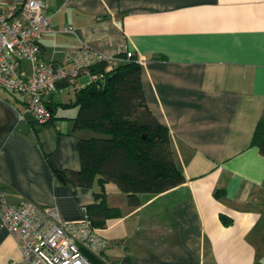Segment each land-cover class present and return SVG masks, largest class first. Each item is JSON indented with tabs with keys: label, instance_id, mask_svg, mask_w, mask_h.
Segmentation results:
<instances>
[{
	"label": "crops",
	"instance_id": "1",
	"mask_svg": "<svg viewBox=\"0 0 264 264\" xmlns=\"http://www.w3.org/2000/svg\"><path fill=\"white\" fill-rule=\"evenodd\" d=\"M42 2L53 27L39 40L45 63L59 64L82 42L109 56L123 44L139 60L145 102L167 127L182 173L162 191H140L134 204L115 181L104 182L108 215L95 227L107 239L105 259L264 264V154L250 144L264 114V0ZM21 68L29 73L27 60ZM89 81H60L45 97L54 107L45 124L30 113L19 121L23 97L0 87V180L11 203L55 205L66 222L94 203L96 180L72 186L63 174L80 168L77 141L92 134L74 126L77 107L69 105ZM20 258L0 222V264Z\"/></svg>",
	"mask_w": 264,
	"mask_h": 264
},
{
	"label": "built area",
	"instance_id": "2",
	"mask_svg": "<svg viewBox=\"0 0 264 264\" xmlns=\"http://www.w3.org/2000/svg\"><path fill=\"white\" fill-rule=\"evenodd\" d=\"M72 31L71 26L63 28ZM53 31L42 0H22L19 3L0 2V87L23 97V110L18 119L30 113L38 124L49 122L52 112L45 97L60 81L72 85L80 75L89 80H100L101 73L92 74L90 66L105 61L125 59L134 54L120 44L115 55L109 56L82 42L77 51L66 52L59 64L45 63L40 58L39 40L45 32ZM29 63V73L21 68ZM81 218L63 221L54 205L21 199L11 203L0 180V222L18 244L21 258L16 264H93L94 257L101 264H112L105 259L102 249L107 244L81 207Z\"/></svg>",
	"mask_w": 264,
	"mask_h": 264
},
{
	"label": "trees",
	"instance_id": "3",
	"mask_svg": "<svg viewBox=\"0 0 264 264\" xmlns=\"http://www.w3.org/2000/svg\"><path fill=\"white\" fill-rule=\"evenodd\" d=\"M124 56L119 53V60L90 66V72L101 73L105 82L99 85L98 80H90L76 87L69 103L77 107L74 126L90 129L92 134L77 141L80 168L63 174L72 186L98 183L94 203L86 206L94 225L108 215L104 182L115 181L134 204L140 191H162L182 180L173 161L168 129L145 102L139 60L134 55L129 59ZM50 108L52 118L54 107ZM250 144L264 154V114L258 118ZM89 258L93 264H101Z\"/></svg>",
	"mask_w": 264,
	"mask_h": 264
},
{
	"label": "water",
	"instance_id": "4",
	"mask_svg": "<svg viewBox=\"0 0 264 264\" xmlns=\"http://www.w3.org/2000/svg\"><path fill=\"white\" fill-rule=\"evenodd\" d=\"M104 82H105L104 79H100V80L97 81V83H98L99 85H102ZM57 177H58L60 180H62V176H61L60 174H58Z\"/></svg>",
	"mask_w": 264,
	"mask_h": 264
}]
</instances>
